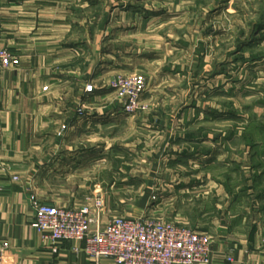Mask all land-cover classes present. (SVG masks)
<instances>
[{"label": "crops", "instance_id": "1", "mask_svg": "<svg viewBox=\"0 0 264 264\" xmlns=\"http://www.w3.org/2000/svg\"><path fill=\"white\" fill-rule=\"evenodd\" d=\"M112 1L0 0V44L21 61L4 72L0 84L5 262L96 264L75 250L83 243L55 245L35 230L30 196L65 207L102 197L106 221L116 215L111 205L134 201L119 193L137 187L140 173L146 190L141 205L163 208L159 214L155 207H142V214L209 233L211 264H264L263 195L250 202L237 197L226 179L212 177L219 165L233 169L230 162L241 163L240 172L247 175L249 147H241V160L229 158L235 135L224 134L221 142L211 132L197 137L193 122L205 119L194 114L199 106L187 105L179 89L165 86V77L181 71L170 65L172 38L163 32L172 9L153 3L121 7ZM137 72L152 83L145 99L150 109L142 116L126 114L110 87L117 75ZM87 85H93L92 92L86 93ZM96 93L101 100H94ZM110 94L114 99L105 100ZM82 104L85 115L79 116ZM112 158H128L120 161L125 164L120 181H107L106 163ZM14 175L19 180H12ZM156 193L160 199L154 201Z\"/></svg>", "mask_w": 264, "mask_h": 264}, {"label": "rangeland", "instance_id": "2", "mask_svg": "<svg viewBox=\"0 0 264 264\" xmlns=\"http://www.w3.org/2000/svg\"><path fill=\"white\" fill-rule=\"evenodd\" d=\"M112 3L121 7L153 3L172 9L164 21L169 24L163 32L172 38L170 65L181 71L178 76L171 72L165 77V86L179 89L181 100L187 105L199 106L194 114L205 119L193 122L197 137L206 138L211 132L219 138L217 142H221L224 134L235 135L229 142V158L240 159L241 147H249L247 175L240 172L241 163L230 162L233 169L216 166L212 177L230 182L237 197L244 196L250 202L257 201L261 195L264 198V0H113ZM150 87L152 83L147 79L144 99ZM104 93L110 92L107 89ZM106 99H114V95ZM94 100H101L99 93ZM204 107L207 108L205 113L201 112ZM149 109L150 106L145 112ZM142 114L144 111L133 115ZM208 117L212 119L209 121ZM217 142L211 146H216ZM126 159L112 158L110 164L106 163L108 182L111 177L122 180L124 174H119V168L125 164L120 161ZM141 175L138 174L137 187L119 193L134 201L110 206L116 215L142 216V207L146 210L155 207L159 214L162 212V205H141L146 192L141 187ZM241 185L243 187L238 188ZM102 191L107 193V190ZM44 192L53 193L47 189ZM157 193L152 195L154 201L159 198Z\"/></svg>", "mask_w": 264, "mask_h": 264}, {"label": "built area", "instance_id": "3", "mask_svg": "<svg viewBox=\"0 0 264 264\" xmlns=\"http://www.w3.org/2000/svg\"><path fill=\"white\" fill-rule=\"evenodd\" d=\"M20 58L0 44V84L6 70L17 68ZM122 102L126 114L146 111L149 104L144 95L147 77L143 73L119 74L110 83ZM45 86L43 90H47ZM93 90L87 85L86 93ZM79 116L85 115L82 104ZM1 169V164H0ZM12 180H19L14 175ZM3 190L0 185V192ZM34 208L33 227L52 244L64 241L83 243L75 248L96 264L110 259L114 264H211L213 236L196 228L172 220L150 215H115L106 221L105 200L97 197L76 207L55 206L30 196ZM7 244L0 241V264L4 260ZM58 249L55 247L54 251ZM232 261V257H228Z\"/></svg>", "mask_w": 264, "mask_h": 264}]
</instances>
